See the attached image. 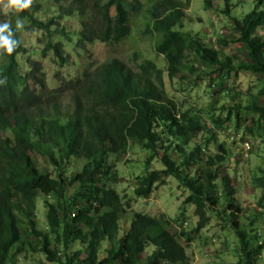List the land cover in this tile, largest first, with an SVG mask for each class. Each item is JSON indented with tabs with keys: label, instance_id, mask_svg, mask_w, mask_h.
<instances>
[{
	"label": "trees",
	"instance_id": "obj_1",
	"mask_svg": "<svg viewBox=\"0 0 264 264\" xmlns=\"http://www.w3.org/2000/svg\"><path fill=\"white\" fill-rule=\"evenodd\" d=\"M263 2L257 0L254 10L240 20L231 19L234 6L227 5L226 13L239 35L237 43L247 56L235 67L234 61L222 58L221 51L183 31L184 14L178 2L156 1L146 33L156 38L155 51L167 62L168 78L173 81L185 78L184 71L193 75L204 71L216 75L221 84L226 78L237 79L240 72L263 80L264 35L257 33L264 29ZM143 10L138 0L106 4L102 0H31L28 8L10 12L7 22L16 44L11 54L1 48L0 63V264H15L20 255L38 253L49 264H191L186 248L168 231L172 221L163 214L134 213L121 236V220L131 210V202L123 204L111 186L120 179L108 158L127 155L131 144L148 155V173L137 178L134 198L149 199L172 179L188 194L184 204L193 206L198 218L191 232L180 229L187 246L213 215L234 235L238 264H259L264 236L255 228L258 213L242 222L235 188L220 175L232 152L213 134L217 153L204 162L201 153L207 147L193 142L205 129L202 119L192 110L182 113L169 98L163 71L152 61L138 62L136 56L134 68L118 59L91 70L86 69L91 65L78 67L87 45L95 41L119 44L130 37L132 17ZM16 17L19 27L12 23ZM73 20L79 30L70 32L66 24ZM23 32H42L47 42L40 57L53 52L62 68L71 61L70 50L75 57L72 65L81 72L66 77L56 71L52 78L57 85L48 89L45 72L32 61L36 52L22 43ZM259 95L264 97V87ZM65 96L72 98V107L67 106L71 109L60 103ZM239 96L236 87L230 97L234 101ZM235 104L241 108L236 114L239 120L254 116L248 133L253 135L256 128L264 137V107L256 100L248 106L242 101ZM233 114L234 110L228 112V120ZM214 123L223 128L222 117ZM172 151L182 157H173ZM35 157L52 171L39 168ZM155 160L161 168L150 172ZM257 182L264 189V176ZM41 196L47 210L42 232L36 219ZM259 205L264 206V198ZM38 232L41 242L34 249L30 239ZM104 243L110 249L101 260L99 248ZM149 248H153L150 254Z\"/></svg>",
	"mask_w": 264,
	"mask_h": 264
},
{
	"label": "rangeland",
	"instance_id": "obj_2",
	"mask_svg": "<svg viewBox=\"0 0 264 264\" xmlns=\"http://www.w3.org/2000/svg\"><path fill=\"white\" fill-rule=\"evenodd\" d=\"M109 1L110 0H102V4H106ZM138 1L144 6V10L142 13L132 17V32L130 37L119 44H107L101 41H95L91 45H87L85 53H83L82 58L78 60V67L82 69L83 64L91 65L86 68L91 70L110 60L118 59L129 67L134 68L136 65L134 56L138 58V62L144 59L154 62L158 69L164 73L165 88L169 98L183 109L182 113L192 110L194 114L201 117L202 125L205 129L195 135L193 142L207 147L206 152L201 153L204 162H206L209 157L216 155L217 142L211 140L213 132L217 133L221 130L218 139L221 142L227 143L231 148L232 155L221 167L220 175L221 177L228 178L230 184L235 188V199L236 202L240 204L243 212L242 222L248 217H253L257 212L258 217L254 218L256 219L254 220L255 228L259 229L260 234L264 236V206L261 208L259 205L264 198V189L257 182L258 178L264 176V137L261 138L259 136V130L256 128L254 129L253 134L256 139H253V152L247 161L243 160L238 154V143L231 144L228 139L229 135H233L234 137L238 136L236 140L242 139V137L251 139L250 136H246V133H248V130L251 129L253 125L254 116L250 114L247 118L239 120L237 115L238 110L241 108H237L235 103L242 101L244 106H248L257 98L256 101H258L259 106L264 107V97H260L259 95L262 88V83H259L260 78L250 73L240 72L237 79L231 77L226 80V83L224 82L222 87L218 84V87H221V89L228 90L229 94L227 96H223L221 93L212 94V90L209 89V86L211 81L213 79L216 81L217 78L214 74H206L204 71L197 72L194 75L184 71L183 74L185 78L181 79L180 76H178L171 81L167 76L166 60L155 51L156 38L146 33V25L151 21L149 15L150 8L159 0ZM174 1L180 4L184 14V32H189L203 39L206 44L221 51L222 58L227 57L234 61L235 67H237L239 61L247 60L244 48L237 43L239 35L232 26L231 19H242L245 15L252 12L257 0H231V4L234 6L231 19L227 16L226 12L225 14L222 13L224 9L226 10L227 6L225 0ZM5 5L6 3L0 5V23L7 22V18L11 12L5 13ZM213 17H215L217 21L213 20ZM18 22L20 25L21 23L18 17L12 21L14 25H17ZM66 25L70 32L79 30V24L74 20ZM220 32L222 34H220ZM257 33L259 35H264V29L258 30ZM21 38L22 43L27 49L36 52V55L32 57V61L41 65L42 70L45 72L48 89L57 85V82L52 78L56 71L61 70L66 77H71V74L77 76L79 72H81L74 69L72 61L75 60V57L70 50H67V52L69 51L70 53L71 61L68 65H65L64 68L60 67L53 52L49 53L46 58L40 57L47 42L42 32H23ZM221 41H225L227 44L223 45ZM2 59V49L0 48V63ZM62 76L63 75L60 74V77ZM236 87L237 93L240 94V99H235L233 101L230 95L234 93V88ZM40 94H43V90L41 89ZM60 103L63 107H72V98L70 96H65ZM67 109L71 108L67 107ZM230 110H234V114L230 117V120H228L230 116H228V112ZM218 116L222 117V121L224 122V124L221 125L223 129H220L218 125L214 123ZM225 126L228 130L225 129L224 131ZM171 155L175 158L182 157L181 155H177L174 151L171 152ZM147 157V153L142 151L138 145L131 144L127 155L119 158L112 155L108 158V163L114 167V171L120 179L118 184L111 186L116 189L123 204L131 202V210H127L121 220V229L123 230L121 236L129 228L134 213L143 212L154 217L163 214L172 221L168 231L171 234H175L180 244L186 248V254L191 264H238L240 257L234 235L227 227L225 228L224 223L213 215H211L212 218L209 225L194 236L195 240L193 243L188 246L186 245L185 240L180 235V229L191 232L197 227L198 218L194 212L195 208L191 205L187 206L184 204L188 194L178 189V185L172 179L167 180L166 186L158 187L151 198L146 200L134 198L133 191L137 185V178L148 173L145 166ZM35 160L39 168L52 171L51 167H49L42 158L35 157ZM80 165L81 167L83 166L82 163H80ZM160 168V163L158 160H155L149 171L151 172ZM44 199L45 198L41 196L37 202L38 209L36 219L39 231L41 232L46 230L45 215L47 210L45 208ZM181 218H185V222L178 224L177 221ZM41 232L36 233V236L30 239L34 249H37L40 245V238L42 237ZM73 248L78 249L79 247L74 246ZM99 249V259L102 260L107 257V250L110 249V245L104 243ZM152 251L153 248H149L147 252L150 254ZM86 255L88 256L89 254L87 253L85 256ZM259 260V264H264V250ZM15 264L49 263L44 256L38 253L32 255L27 254L26 256H24V254L20 255L16 259Z\"/></svg>",
	"mask_w": 264,
	"mask_h": 264
},
{
	"label": "clouds",
	"instance_id": "obj_3",
	"mask_svg": "<svg viewBox=\"0 0 264 264\" xmlns=\"http://www.w3.org/2000/svg\"><path fill=\"white\" fill-rule=\"evenodd\" d=\"M0 3H4V0H0ZM31 3V0H6V5L4 8L5 13L12 11V12H20L26 8H28L29 4ZM225 3H227V5L231 4V0H225ZM232 5V4H231ZM227 8V6H226ZM255 8V7H254ZM233 10V9H232ZM231 10V11H232ZM254 10V9H253ZM226 10L224 9V11H222L223 14H225ZM232 15V12H231ZM228 16V15H227ZM246 16V15H245ZM232 18V17H231ZM213 20L217 21L215 17H213ZM240 20V19H239ZM19 22L17 23V27H19ZM220 34H222L220 32ZM16 41L11 39V29H10V24L8 22H4V23H0V48H2L5 52L11 54L12 51L14 50ZM214 49H216L214 47ZM217 50V49H216ZM240 62V61H239ZM238 62V63H239ZM216 76V75H215ZM258 76V75H257ZM235 77V76H234ZM260 78L259 83H262V88L264 87V79H261V76H258ZM217 78V77H216ZM230 79V78H228ZM227 78L225 79V83L226 80H228ZM218 84L222 87L223 84L220 83V81L217 79L216 81L213 79L210 83L209 89L212 90V94H218L221 93L223 96H227L229 94L227 89H221V87H218ZM261 88V90H262ZM260 90V91H261ZM260 93V92H259ZM231 96V95H230ZM257 99V98H256ZM255 99V100H256ZM246 106V105H245ZM223 129V128H220ZM225 129L228 130V128L225 126ZM221 133V130L218 131L217 133L213 132V134H216L217 136H219V134ZM249 134V135H248ZM231 136V137H230ZM245 136V135H244ZM246 136H250L251 139H245L244 137H242V139L236 140V138L238 136H233V135H229L228 139L230 140L231 144H235L238 143L239 148H238V154L240 155V157L243 158V160L247 161L252 152H253V148H254V141L253 139H256L255 135L250 134V133H246ZM236 140V142H235ZM225 143V142H223ZM227 145V143H225ZM229 147V146H228ZM230 148V147H229ZM231 149V148H230ZM237 153V152H236ZM51 172V171H49ZM73 190V189H71ZM143 213V212H140ZM147 214V213H146ZM76 215V213H73L72 216L74 217ZM152 216V215H151ZM184 225V224H183ZM187 225V224H186Z\"/></svg>",
	"mask_w": 264,
	"mask_h": 264
}]
</instances>
